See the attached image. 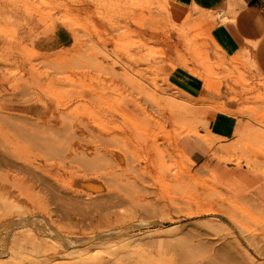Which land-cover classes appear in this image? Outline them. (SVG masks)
<instances>
[{
	"label": "rangeland",
	"instance_id": "374dc122",
	"mask_svg": "<svg viewBox=\"0 0 264 264\" xmlns=\"http://www.w3.org/2000/svg\"><path fill=\"white\" fill-rule=\"evenodd\" d=\"M228 14L0 0V264H264V78Z\"/></svg>",
	"mask_w": 264,
	"mask_h": 264
},
{
	"label": "crops",
	"instance_id": "0c3cea01",
	"mask_svg": "<svg viewBox=\"0 0 264 264\" xmlns=\"http://www.w3.org/2000/svg\"><path fill=\"white\" fill-rule=\"evenodd\" d=\"M177 1L205 10L228 12L227 18L213 27L214 39L229 56L236 54L242 47L248 46L249 50H244L247 52L245 57H250L255 70L264 78V0ZM182 85L191 92L201 90L198 84L192 82ZM214 124L215 120L210 121L209 127H213ZM180 140L182 148L193 163H200L206 158L209 148L202 139L191 136Z\"/></svg>",
	"mask_w": 264,
	"mask_h": 264
},
{
	"label": "bare ground",
	"instance_id": "6f19581e",
	"mask_svg": "<svg viewBox=\"0 0 264 264\" xmlns=\"http://www.w3.org/2000/svg\"><path fill=\"white\" fill-rule=\"evenodd\" d=\"M185 16H186V19H188V22L189 23H192V22H194L195 20H197V19H199L198 17H196V16H192V14L189 12H187L186 14H185ZM185 18V17H184ZM187 21V20H186ZM183 22V21H182ZM183 24V23H182ZM195 61V60H194ZM197 61V60H196ZM199 61V60H198ZM106 232H108V231H106ZM110 232V231H109Z\"/></svg>",
	"mask_w": 264,
	"mask_h": 264
}]
</instances>
